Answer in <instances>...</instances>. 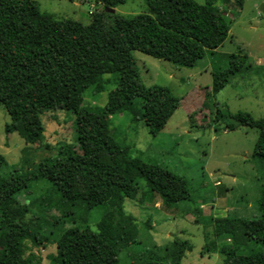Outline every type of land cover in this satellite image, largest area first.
<instances>
[{
    "label": "trees",
    "instance_id": "16d2710c",
    "mask_svg": "<svg viewBox=\"0 0 264 264\" xmlns=\"http://www.w3.org/2000/svg\"><path fill=\"white\" fill-rule=\"evenodd\" d=\"M125 1L96 0L99 8L84 25L41 13L37 0H0V104L10 118L5 132H16L25 143L38 142L44 132L40 115L56 110L74 113L76 132L75 146H61L55 156L41 159L27 172L10 166L0 155V264H39L33 255L24 258L25 240L39 244L49 240L42 232L43 223L32 230L25 222L28 208L16 197L29 194L34 180H47L59 192L64 209L81 205L86 210H105L96 231L62 228L51 264H118L119 253L138 234L135 218L123 208L121 188L125 183L138 178L146 181L149 192L167 209L190 198L183 177L130 157L128 147L114 139L111 119L128 113L152 135L160 132L178 108L179 99L168 87L143 85L132 53L194 68L205 51L213 52L227 39L230 23L215 8L214 0L203 4L146 0V12L117 13L115 9ZM232 1L243 5V0ZM245 59L231 55L228 69L212 72L214 93L239 72L236 61L243 64ZM103 74L118 76L105 106L83 105L87 88L97 93L103 89ZM230 116L235 123L226 126L228 131L238 126L258 130L254 155L264 157V117L254 118L247 112ZM258 212L251 220L215 219L214 232L240 234L245 240L264 244V186ZM68 214L70 210H65V216L54 219V225L63 223ZM173 244L170 262L147 260L141 264H181L189 247L184 241ZM238 250L226 251L222 264H264L261 253Z\"/></svg>",
    "mask_w": 264,
    "mask_h": 264
},
{
    "label": "rangeland",
    "instance_id": "374dc122",
    "mask_svg": "<svg viewBox=\"0 0 264 264\" xmlns=\"http://www.w3.org/2000/svg\"><path fill=\"white\" fill-rule=\"evenodd\" d=\"M195 1L203 4L205 0ZM37 6L56 20L70 19L84 25L99 8L96 0H37ZM214 6L229 21V35L213 52L205 51L194 68L132 53L141 83L168 87L179 105L155 135L142 122L132 121L130 114H115L111 119L113 137L128 147L130 157L183 177L190 198L167 209L155 193L149 192L146 181L138 178L125 183L121 188L123 208L135 218L138 234L121 250L118 264L170 262L175 240L189 247L181 264H222L225 252L236 247L242 254L255 251L264 256L263 243L245 240L240 234L214 232L215 219L228 216L251 220L259 216L258 200L264 186V157L254 155L259 132L245 126L228 131L226 126L235 123L230 115L237 112L264 117V0H243L241 7L232 0H214ZM146 10V0H126L115 9L124 15ZM231 55L246 59L243 64L236 61L239 72L214 93L211 74L228 69ZM101 79L103 89L97 93L87 88L83 105L105 106L118 76L103 74ZM74 118L73 112L65 110L43 112L41 140L30 144L16 132H5L10 118L0 104V155L10 166L27 172L41 159L55 156L61 146L76 145ZM29 192L16 196L28 208L25 222L32 230L43 223L42 232L49 240L39 244L26 239L23 256L27 259L33 255L39 264H51L62 228L96 231L105 211L103 207L86 210L81 205L64 209L59 192L45 179L32 181ZM65 210L71 214L54 225V219L65 216Z\"/></svg>",
    "mask_w": 264,
    "mask_h": 264
}]
</instances>
